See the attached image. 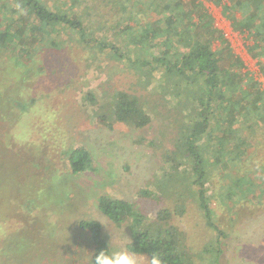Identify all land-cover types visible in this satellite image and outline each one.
I'll use <instances>...</instances> for the list:
<instances>
[{
    "label": "rangeland",
    "instance_id": "374dc122",
    "mask_svg": "<svg viewBox=\"0 0 264 264\" xmlns=\"http://www.w3.org/2000/svg\"><path fill=\"white\" fill-rule=\"evenodd\" d=\"M200 1L242 62L239 70L264 93V75L247 53L251 39L232 29L221 6ZM55 2L84 12L93 4L90 33L105 41L120 37L125 15L112 3ZM72 32L56 26L42 44L0 50V264H88L95 246L80 220L100 222L109 253L128 251L131 220L116 226L103 216L102 195L125 199L148 221L170 210L169 224L193 264H264V142L253 138L254 149L236 170L212 160L206 167L213 222L224 233L218 236L196 204L177 140L188 102L178 106L173 95L180 91L159 84L148 67L123 63L96 45L86 48ZM118 90L140 98L152 116L147 126L112 119ZM79 147L90 152V165L72 175L67 157ZM169 154L177 158V174L165 164ZM146 190L149 197L141 195ZM137 257L149 264L147 256Z\"/></svg>",
    "mask_w": 264,
    "mask_h": 264
},
{
    "label": "trees",
    "instance_id": "16d2710c",
    "mask_svg": "<svg viewBox=\"0 0 264 264\" xmlns=\"http://www.w3.org/2000/svg\"><path fill=\"white\" fill-rule=\"evenodd\" d=\"M55 1L47 4L42 0H0L3 14L0 50L19 47L25 51L28 46L41 43L48 29L63 26L72 30L86 48L96 45L98 49L110 50L123 63L148 67L159 84L167 82L168 90L175 86L180 91L173 95L177 105L180 106L184 100L188 102L187 116L177 140L185 154V165H190L187 172L196 190L195 201L204 215L206 226L218 236L224 235L213 222L206 167L212 160L219 169L230 165L232 170H236L239 162L244 161L254 149L253 138H259V143L264 142V93L256 80L239 70L242 62L231 53L221 32L214 28L202 2L68 0L67 3H112L115 11L125 15L122 28L116 32L120 37L105 41L90 33L89 10L93 4L84 12V8L73 11L72 5L64 6ZM206 1L221 6L232 29L251 39V44L246 47L247 53L257 60L259 72L264 75V0ZM190 25L193 29L189 28ZM112 108L114 121L135 128L147 126L152 119L140 98L125 91L114 93ZM67 160L72 175L83 173L89 169L90 152L83 147L73 149ZM175 160L177 158L166 155L165 164L177 174L180 167ZM232 170L229 172L234 176L236 172ZM142 194L150 196L147 190L141 191ZM97 207L116 226L131 220V241L126 248L136 255L147 256L149 264L153 254L159 256L162 264H193L179 245L178 229L169 224L170 210L161 209L155 220L148 221L143 215H135L130 202L107 195L97 199ZM77 225L89 233L95 246L88 262L94 264L101 251L108 252L101 237L102 226L92 219L80 220Z\"/></svg>",
    "mask_w": 264,
    "mask_h": 264
},
{
    "label": "clouds",
    "instance_id": "9594fccd",
    "mask_svg": "<svg viewBox=\"0 0 264 264\" xmlns=\"http://www.w3.org/2000/svg\"><path fill=\"white\" fill-rule=\"evenodd\" d=\"M94 264H138V257L129 251L112 252L101 251L95 258ZM150 264H162L158 255L153 254Z\"/></svg>",
    "mask_w": 264,
    "mask_h": 264
}]
</instances>
